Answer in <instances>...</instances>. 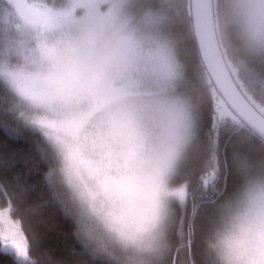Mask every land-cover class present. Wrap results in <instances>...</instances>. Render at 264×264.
Returning <instances> with one entry per match:
<instances>
[{
	"label": "clouds",
	"instance_id": "clouds-1",
	"mask_svg": "<svg viewBox=\"0 0 264 264\" xmlns=\"http://www.w3.org/2000/svg\"><path fill=\"white\" fill-rule=\"evenodd\" d=\"M179 11L177 0H0V91L38 136L49 199L91 262L170 264L191 240L182 264H264V119L253 133L225 129L223 144L202 133ZM199 27L209 70L228 50L264 53V0H215ZM0 197V251L59 264L34 250L35 209Z\"/></svg>",
	"mask_w": 264,
	"mask_h": 264
},
{
	"label": "trees",
	"instance_id": "trees-1",
	"mask_svg": "<svg viewBox=\"0 0 264 264\" xmlns=\"http://www.w3.org/2000/svg\"><path fill=\"white\" fill-rule=\"evenodd\" d=\"M180 5L176 24L183 36V59L186 64L188 85L200 95V125L202 133L213 117L222 121L221 130L243 128L251 132L232 113L233 120L219 119L216 115L217 100L224 101L215 91L199 57L193 36L190 2L177 0ZM215 0H213L214 5ZM228 70L238 89L247 101L264 116V62L255 56H245L228 50L223 55ZM224 105H226L224 103ZM227 106V105H226ZM38 136L23 128L8 110V104L0 91V192L7 193L17 207L34 208L27 222L36 235L35 251L46 252L59 264H80L90 261L88 253L72 235V224L61 212L56 202L49 199L43 183L45 165L37 154ZM227 137L220 138L223 144ZM2 198V197H0ZM47 201V203H45ZM0 264H13L6 251H0ZM90 264H100L94 261Z\"/></svg>",
	"mask_w": 264,
	"mask_h": 264
},
{
	"label": "water",
	"instance_id": "water-1",
	"mask_svg": "<svg viewBox=\"0 0 264 264\" xmlns=\"http://www.w3.org/2000/svg\"><path fill=\"white\" fill-rule=\"evenodd\" d=\"M189 2L192 31L201 63L217 94L239 121L253 132L252 124L258 119H264V116L240 92L228 70L223 56L220 57L217 66L209 70V61L204 51L199 24L200 22L211 20L214 9L213 0H189Z\"/></svg>",
	"mask_w": 264,
	"mask_h": 264
},
{
	"label": "snow or ice",
	"instance_id": "snow-or-ice-1",
	"mask_svg": "<svg viewBox=\"0 0 264 264\" xmlns=\"http://www.w3.org/2000/svg\"><path fill=\"white\" fill-rule=\"evenodd\" d=\"M222 121H218L216 117H213L211 124L205 129L204 133L209 137H216L218 140L224 136V133L221 130ZM13 247L16 248L17 252L23 254L24 247L23 241L15 240L12 242ZM195 248L191 240L188 242L187 249H180L174 257H170V264H182L183 261L187 259L188 254L194 255Z\"/></svg>",
	"mask_w": 264,
	"mask_h": 264
},
{
	"label": "rangeland",
	"instance_id": "rangeland-1",
	"mask_svg": "<svg viewBox=\"0 0 264 264\" xmlns=\"http://www.w3.org/2000/svg\"><path fill=\"white\" fill-rule=\"evenodd\" d=\"M176 28H177V31L179 32L177 24H176ZM256 56L264 62V53L257 54ZM3 96H4V99L6 100V103L8 104V96H7V94L3 92ZM215 106H216V110H217L216 115H217V117L219 119H225V118H228L230 120L234 119V116L231 115L232 113H230V111L228 110L227 106L224 105V103L221 100H217ZM261 111L264 112V110H261ZM12 115H13V118L19 123L20 126H22L23 128L31 131L30 129H28L23 124V122L19 119V117H18V115L16 113L12 112Z\"/></svg>",
	"mask_w": 264,
	"mask_h": 264
}]
</instances>
